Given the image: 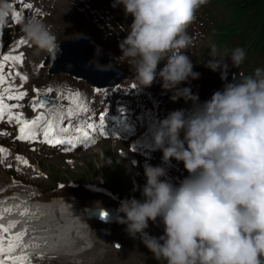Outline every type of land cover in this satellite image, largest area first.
Listing matches in <instances>:
<instances>
[{
  "label": "clouds",
  "instance_id": "obj_1",
  "mask_svg": "<svg viewBox=\"0 0 264 264\" xmlns=\"http://www.w3.org/2000/svg\"><path fill=\"white\" fill-rule=\"evenodd\" d=\"M208 3L112 2L132 18L127 29L119 26L126 35L118 41L117 59L132 69L137 87H151L159 78L171 102L192 105L169 112L151 131L162 165H143L141 199L122 200L112 219L164 264H264V70L257 68L239 82L232 79L203 103L190 87H180L199 78L181 50L190 44L187 28ZM12 12L10 0H0V32ZM17 23L39 52L52 58L62 54L55 34L38 16L19 17ZM101 55L97 47L95 62L86 66L111 71L110 63H99ZM209 57L204 66L225 79L230 68L243 63L246 51H220L212 44ZM171 161L182 163L187 173L178 185L167 178ZM98 218L107 222L109 213L101 208ZM157 222L163 226L159 237L147 232L149 223Z\"/></svg>",
  "mask_w": 264,
  "mask_h": 264
},
{
  "label": "rangeland",
  "instance_id": "obj_2",
  "mask_svg": "<svg viewBox=\"0 0 264 264\" xmlns=\"http://www.w3.org/2000/svg\"><path fill=\"white\" fill-rule=\"evenodd\" d=\"M104 4L108 3V0H101ZM202 13L206 14V18H210L211 23L213 24L214 28H211L210 30L203 29L204 32L202 33H195L193 30H189L190 27L187 28V35L189 33V37L193 39L195 48H198L197 50L200 51L199 57H194V60L199 63L198 65L194 62L193 63V71L196 73H199V78L195 80H190L191 83L190 88L191 90H198L203 91L201 94H199V102L203 103L204 101H207L211 98L213 94L208 90L211 87H214L217 83H208L209 74L207 73V68L204 67L205 63L209 60V51L212 44L217 45V41L221 39L220 34H215L217 31L214 32V29H217L219 32L218 27H229V24L233 22L231 13L225 8H220L219 5H214L211 3V0H209V3L202 6ZM201 8L199 10H201ZM73 15L72 13L69 14V16ZM244 24V31L249 30L248 26L251 25V22H248L247 20L243 21ZM78 31L81 33H91L93 34L92 37L94 39L105 43L92 28L88 29L85 24L78 21ZM214 32V33H213ZM87 35V34H86ZM205 37V38H204ZM73 38V34L66 33L63 36L59 37L58 39H71ZM210 43V45H209ZM110 47L113 52L116 53L114 50L115 48H118L116 42L113 41V39H110L107 43H105ZM110 45H113L112 47ZM95 46V45H94ZM242 47L246 51V58L244 61H246L243 65L241 64L238 68H234L235 72L240 76L245 75L247 72V69L249 66H257L256 68H260L264 70V56L260 58V60H257L255 58H252L250 51L246 49L245 45L240 41V38L238 37H232V39L225 43V48L231 51L234 48ZM224 49L220 50L223 51ZM62 50V49H61ZM183 51V49L181 50ZM185 55L189 56L191 59L192 55L191 52H184ZM31 62L36 63L40 59L36 58V51H32L30 53ZM206 55V56H205ZM43 57H41L42 59ZM67 62V61H62ZM116 64L119 66V61H115ZM230 63V61H229ZM120 67V66H119ZM121 68V67H120ZM126 74H129L128 69L123 66L121 68ZM216 74L220 76V72H212V77H216ZM188 82V83H189ZM161 89V86L159 87ZM187 107L188 109L192 106L191 102L185 103L183 99L179 100L178 107ZM102 150L104 148L100 149L99 156H88V155H78V159H76V165L75 168H72L71 166L65 165V166H57L54 167V165L45 160H37L34 164H37V169H40L43 171L44 176L40 180L31 181V184L44 189L46 192L52 191L54 189H57V183H62L65 186H69L70 182L73 183H81V184H95L99 188H108L110 191H112L113 194L121 192L122 196H124L127 199H141L140 191H138L133 185L132 180L130 178V168H128L127 165L123 163V159L120 157H117L118 155L115 153L114 149L105 151L104 155L102 153ZM117 155L118 158L115 168H112L109 165V162H113L112 155ZM104 157V158H103ZM81 184L79 187H81ZM135 189V190H134ZM64 190V189H63ZM62 190V191H63ZM81 209V208H80ZM147 232L152 235L159 237L163 234V226L157 222V224L149 223V227L147 229ZM148 258H154L152 254L146 249L143 244L140 242L139 238L137 239H130L129 244L126 246V249L122 253L118 254H107L104 255L102 258H99L94 264H145L146 260ZM160 264H164L163 261H158Z\"/></svg>",
  "mask_w": 264,
  "mask_h": 264
},
{
  "label": "snow or ice",
  "instance_id": "obj_3",
  "mask_svg": "<svg viewBox=\"0 0 264 264\" xmlns=\"http://www.w3.org/2000/svg\"><path fill=\"white\" fill-rule=\"evenodd\" d=\"M25 7L31 8V5H25ZM15 16H20V14H14ZM22 17V16H20ZM20 43H24V41H20ZM21 56H3V61L19 63L21 62ZM17 75H19L17 73ZM21 81L23 82L26 78L21 76ZM6 82V77L4 76V64L0 63V84H4ZM134 87V85H133ZM51 91V90H49ZM25 93L19 92L16 96L9 95L8 99H22ZM72 103H76L75 100L71 101ZM37 107H52L53 104L49 102L46 98H38L36 100ZM12 107H17V105H12ZM77 107L80 108L81 111H86V109L82 108V106L77 104ZM7 106L4 103V97L0 96V119H2L5 115V111ZM35 111V108H34ZM73 112L71 109L67 112V117L69 119V123H71V117ZM15 119L19 127V135L18 139L20 140H32L35 138V129L39 126V122L42 119L41 116H37L32 121H25L19 115L16 117H12L9 115V120ZM91 119V118H89ZM105 114H100L99 116V124L94 122H86L83 127L77 126L74 129L70 127H60L57 130V126L51 120L48 121L45 127L42 129V135L45 143L49 144H63L66 145L65 151H69L73 148H76L78 143L87 144L89 142H94L91 139L92 134H98L100 136H106L105 133ZM72 135H68L69 133ZM3 149H0V152H3ZM19 159V157L17 158ZM23 215V213H22ZM15 227L14 223H10L7 226L0 225V264H26L27 257L19 256L14 257L11 254L16 250V247L19 244V241L22 239L24 233H17L16 235H8L10 230Z\"/></svg>",
  "mask_w": 264,
  "mask_h": 264
},
{
  "label": "bare ground",
  "instance_id": "obj_4",
  "mask_svg": "<svg viewBox=\"0 0 264 264\" xmlns=\"http://www.w3.org/2000/svg\"><path fill=\"white\" fill-rule=\"evenodd\" d=\"M72 47L65 46L61 49L63 51V49ZM53 59L52 57L50 58V64H53ZM82 74L88 80L96 81L101 86L112 84V75L108 74L100 77L99 72L93 70L92 67L86 66L81 69L78 75L82 76ZM25 171L28 170L25 169ZM19 211L26 214H35L34 219L28 221L26 225L32 231L35 241L44 250H50L55 254L75 255V253H71L74 249L73 244L75 239L86 232L82 227L85 215L83 209L78 210L77 208L70 210L66 204L61 205L60 203L54 202L40 205V207H34V209L28 212L22 208H19ZM12 231L14 232L13 229Z\"/></svg>",
  "mask_w": 264,
  "mask_h": 264
},
{
  "label": "trees",
  "instance_id": "obj_5",
  "mask_svg": "<svg viewBox=\"0 0 264 264\" xmlns=\"http://www.w3.org/2000/svg\"><path fill=\"white\" fill-rule=\"evenodd\" d=\"M219 1L222 2L223 4L230 5L233 8L235 14L240 13L242 15H246V13L247 14L250 13V15L253 16L252 21L254 22V25L252 26V29L250 31L252 32V36L250 37V39H252L251 51L255 54L262 55L264 53V0H219ZM80 49H81L80 47L75 48L73 49L72 52L70 48L63 49L62 54L53 59V64H55L59 58L61 59L78 58L76 56L79 54ZM80 77L87 80V78L83 74ZM145 264H160V263L155 258H148Z\"/></svg>",
  "mask_w": 264,
  "mask_h": 264
},
{
  "label": "water",
  "instance_id": "obj_6",
  "mask_svg": "<svg viewBox=\"0 0 264 264\" xmlns=\"http://www.w3.org/2000/svg\"><path fill=\"white\" fill-rule=\"evenodd\" d=\"M84 45V47H83ZM86 45V48H85ZM73 47L70 48L71 52L73 51V49L80 47V51L79 54L76 56L78 58H73V59H66L65 61L67 62H60L56 67L52 68L51 72L52 73H59V72H65L68 73L70 75H78V70L77 68L80 65H84V67H86V65L90 64V63H94L95 62V57L94 58H90L93 56L94 52H95V48L92 47L91 45H87L83 40H78L77 43L75 45H72ZM84 48V49H83ZM64 60V59H62ZM99 63L101 64H107V62L104 60V58H102L101 56L99 57ZM112 75V84L114 85L116 83H119L123 76L119 75L118 73H116L115 71H113V69L111 71H106V72H99L100 77L101 76H105V75ZM93 84L97 85V86H101L99 85V83L97 82H93ZM106 211L109 213V219L108 221L111 223H114L115 221L112 219L113 215L115 213V211L113 209H106ZM98 213L96 212L95 215L98 217ZM100 233H103V231L101 230Z\"/></svg>",
  "mask_w": 264,
  "mask_h": 264
}]
</instances>
